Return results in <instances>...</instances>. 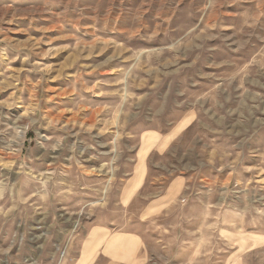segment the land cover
<instances>
[{"label": "rangeland", "instance_id": "1", "mask_svg": "<svg viewBox=\"0 0 264 264\" xmlns=\"http://www.w3.org/2000/svg\"><path fill=\"white\" fill-rule=\"evenodd\" d=\"M95 226L264 264V0H0V264Z\"/></svg>", "mask_w": 264, "mask_h": 264}, {"label": "crops", "instance_id": "2", "mask_svg": "<svg viewBox=\"0 0 264 264\" xmlns=\"http://www.w3.org/2000/svg\"><path fill=\"white\" fill-rule=\"evenodd\" d=\"M178 179H181V177H178ZM169 193L168 198L174 194V190L171 189ZM155 201L161 202L160 199ZM154 210L158 211L154 212ZM162 210L163 207L152 205L145 210L146 213L142 214V216L140 215L138 222L143 224ZM144 227L142 229L138 228L136 230L114 233L109 231L108 227H93L92 234H94L95 240L91 241L89 236L86 237L85 245L79 251V260L76 264H92L99 258L105 259L104 264H153L154 261H150L152 253L146 245ZM161 234L159 233V235L154 237V243L159 249L166 247L165 236ZM147 236L149 237V235Z\"/></svg>", "mask_w": 264, "mask_h": 264}]
</instances>
